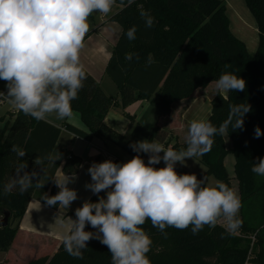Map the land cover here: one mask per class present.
<instances>
[{"label":"trees","instance_id":"trees-1","mask_svg":"<svg viewBox=\"0 0 264 264\" xmlns=\"http://www.w3.org/2000/svg\"><path fill=\"white\" fill-rule=\"evenodd\" d=\"M116 1L123 7L110 20L117 22L123 31L107 74L119 89L123 107L147 100L159 115H169L174 103L190 98L198 89H207L225 71L243 78L245 89L227 92L225 97L212 87L208 91L212 109L207 120L218 127L229 119L230 106H251L241 129L233 131L229 124L231 148L226 147L224 137L217 135L211 150L200 156L207 169V179L212 176L233 190V179L238 182L242 226L233 235H229L220 223L214 228L205 225L196 235L192 234L191 225L184 230L166 227L165 236L146 220L141 227L152 241L146 254L151 264H245L250 251L254 264H264V176L251 171L253 162L258 163V158H264V0H245L259 34L255 54H251L244 42L232 33L225 0H133L131 4L128 0ZM141 9L154 18L151 28L145 27ZM134 25L137 27L136 38L129 41L126 32ZM150 54L151 64L148 63ZM126 55H131L132 59H126ZM86 77L78 98L71 101V105L72 110L81 115L90 134L68 127L70 131L88 141L97 136L141 158L144 153L133 151L131 144L165 139L167 132L157 125L150 130L137 124L129 139L109 128L104 120L115 102L92 77ZM7 92L8 89L4 99ZM257 126L262 134L254 138ZM59 134L60 130L25 115L21 110L0 134V215L9 211L11 220L18 223L15 227L13 222L7 227L0 225V253L21 255L18 264H111V253L97 239L88 241L83 258L76 259L65 251L63 241L30 236L20 230V223L34 197L53 210L59 208V204L49 206L43 195L54 196L59 192L54 177L61 163L66 161L63 172L68 175L76 174L81 166V159L68 150H56ZM50 136L53 138L48 141V147L37 150L36 144ZM13 145L26 154L19 157L11 151ZM186 147V142L182 145L176 142L171 148L179 151ZM58 153L59 159L49 161V154L56 157ZM229 154L235 158L233 179L225 166ZM37 156L42 158L41 165L35 164ZM114 163L123 164L120 160ZM22 164H27L23 171L36 173L32 177L33 187L23 195L18 188L10 195H4V185L16 175L17 167ZM177 173L189 174L184 170ZM37 182L43 186L37 187ZM109 190L93 194L89 201L106 198ZM85 231L97 230L86 224ZM254 235L252 245L250 237Z\"/></svg>","mask_w":264,"mask_h":264},{"label":"clouds","instance_id":"clouds-1","mask_svg":"<svg viewBox=\"0 0 264 264\" xmlns=\"http://www.w3.org/2000/svg\"><path fill=\"white\" fill-rule=\"evenodd\" d=\"M114 3L115 0H0V80L7 82L9 102L38 121L50 113L60 119L71 118V101L78 98L87 78L80 53L89 32L88 18L94 12L107 15ZM140 16L146 28L154 25L155 20L147 11L141 9ZM136 31L134 25L126 32L129 41L136 38ZM126 59L131 60L132 56L126 55ZM152 62L150 54L148 63ZM245 86L246 81L233 72H222L215 81L217 93L243 91ZM249 111L248 104L230 106L229 119L218 127L206 119L191 121L187 147L179 151L165 149L154 139L131 144L133 151L149 154L147 164L139 155L123 164L111 160L93 163L88 169L91 183L85 185L86 189L97 195L111 190L106 198L85 201L76 208V219H70L71 229L63 236L65 251L82 259L87 242L97 239L111 253V264H151L146 254L152 241L141 227L146 220L165 236L166 227L184 230L191 225V232L196 235L205 225L216 227L220 220L229 235L235 234L242 226L237 218L241 208L239 195L222 181L210 186L207 177L198 180L194 174L180 175L175 164L208 153L214 137H227L229 124L233 131L241 129ZM261 134L257 126L254 138ZM11 151L19 157L26 154L16 145ZM59 158V153L48 156L49 161ZM161 160L165 166L155 168ZM35 164L41 165L42 158L37 156ZM26 167L27 164L17 167L16 175L3 187L4 195L16 188L23 195L33 187L36 173L23 171ZM251 171L264 176V158L253 162ZM71 179H56L59 192L43 195L49 206L59 204L68 209L77 199V192L67 187ZM36 186L43 185L37 182ZM86 224L97 231H85Z\"/></svg>","mask_w":264,"mask_h":264},{"label":"crops","instance_id":"crops-1","mask_svg":"<svg viewBox=\"0 0 264 264\" xmlns=\"http://www.w3.org/2000/svg\"><path fill=\"white\" fill-rule=\"evenodd\" d=\"M225 2L232 33L244 42L251 54H255L259 46V34L256 20L247 8L245 0H225ZM122 7L115 0L111 11L107 15L99 12H94L91 15V18L88 19L89 32L86 34L84 47L80 53V60L84 65L86 75L92 77L100 85L102 91L108 97L113 98L115 102V106L107 113L104 123L127 139L131 137L132 131L137 124H141L150 130L157 125L162 131L167 132L165 139L162 142L158 141L164 145L165 149L172 147L176 142L184 144L188 126L194 120L190 119L192 111L195 110L196 115L200 114L201 117V109L204 103L200 105L199 102H206L205 104H208L209 112L211 113L212 105H210L211 101L207 94L212 87H215V83L205 90H196L190 98L174 103L169 115H159L156 109L151 106L150 101L147 100H138L127 107H123L119 89L107 74V67L123 31L122 27L117 22L111 21L110 18L118 13ZM6 84V81L0 80V93L6 94ZM226 95L224 96L226 97ZM7 103L11 104L8 98L3 101L0 100V105ZM11 106L13 107L10 114L15 118L19 109L12 104ZM210 113L205 117L206 120ZM41 121L60 130L56 141V150H68L82 161L78 172L74 175H68L63 172L66 164V161H63L54 177L55 183L56 179L62 181L66 177L72 178L67 187L77 192V199L70 204L68 209L59 207L57 210H53L34 197L30 201L26 215L20 223V230L30 234V236L51 237L61 242L64 234L71 229V220H75L76 208L81 207L85 201H89L93 195L92 191L85 187L86 184L91 183V176L88 172L89 167L93 163H101L105 160H111L112 162L120 160L125 163L134 156L110 141L97 136L88 141L70 131L68 127L90 134L89 128L76 111H73L71 118L60 119L56 113H50ZM122 130H124L123 133L121 132ZM3 132L1 131L0 134ZM175 132L179 134V137L176 135L172 136ZM181 133H186L183 139L181 138ZM52 138L50 136V138L38 142L36 144L38 146L37 150L41 151L40 148H47L49 145L48 141ZM159 155L162 157L164 153L161 152ZM142 159L147 164L149 154L144 153ZM228 162L234 168L235 160H228ZM164 166L165 162L163 160L159 164L154 165L155 168ZM177 170L175 169V171ZM29 214L32 215L33 222L37 219L39 225L30 227V225L25 224Z\"/></svg>","mask_w":264,"mask_h":264},{"label":"rangeland","instance_id":"rangeland-1","mask_svg":"<svg viewBox=\"0 0 264 264\" xmlns=\"http://www.w3.org/2000/svg\"><path fill=\"white\" fill-rule=\"evenodd\" d=\"M243 6H244V4H243ZM222 94L223 95H226L227 92L226 93H222ZM207 97H208V94H207ZM201 102H199L200 105L204 103V105L202 106V109H201V117H200V114L197 116L195 110H193L192 113H191V118L190 119H194V120L205 119V117H207L208 113H210L209 112V106H208V104H205L206 102H204V101H201ZM12 107L13 106H11V104H9V103H7L5 105H0V132L1 131H4V129L6 128V124L8 122L10 124L13 122V119L14 118L10 114V112L12 111L11 110ZM210 115H211V113H210ZM185 134L186 133H181V138L182 139L185 137L184 136ZM174 135H176V136L179 137V134L177 132H175V133L172 134V136H174ZM224 139H225L226 147L227 148H231L232 142L229 139V137L228 136L227 137H224ZM228 160H235L234 159V156L232 154H229L228 157L226 158V168H227V171L229 173V176L230 177L232 176V178H233V176L235 175L234 174V168L230 166V163L228 162ZM175 169L176 170L177 169H179V170H183L184 169L189 174H194L197 178L205 177L206 170H207L206 167L201 163L200 156L195 157L194 159L193 158H185V162L183 164L177 162L175 164ZM216 181H218V180L215 179L212 176H210L208 178V183H209L210 186L211 185H214ZM232 183H233L234 191L238 194V182L235 179H233ZM239 217L240 216H239V213H238V217L237 218L239 219ZM3 219H4V214L3 215H0V225H2V220ZM11 219L12 218L10 216L8 224L13 222L12 223V226L15 227L18 223H17V221H13ZM218 223L224 225L223 220H220ZM25 224L26 225H30V227H35L36 225H39L37 219H36L35 222H33L32 215L31 214H29V216L25 220ZM7 254L0 253V261L2 262V264H18L21 261L20 260L22 258L21 255H19V254L7 255Z\"/></svg>","mask_w":264,"mask_h":264},{"label":"built area","instance_id":"built-area-1","mask_svg":"<svg viewBox=\"0 0 264 264\" xmlns=\"http://www.w3.org/2000/svg\"><path fill=\"white\" fill-rule=\"evenodd\" d=\"M4 96H5V94L0 96V100H1V101L4 100ZM250 238L252 239V245H253V243L255 242V235H254V236H251ZM252 257H253V256H252V252L250 251L249 254H248V257H247V259H246L245 264H254V263L251 261V260H252Z\"/></svg>","mask_w":264,"mask_h":264},{"label":"water","instance_id":"water-1","mask_svg":"<svg viewBox=\"0 0 264 264\" xmlns=\"http://www.w3.org/2000/svg\"><path fill=\"white\" fill-rule=\"evenodd\" d=\"M11 213L9 211L4 212V219L2 220V226L7 227Z\"/></svg>","mask_w":264,"mask_h":264}]
</instances>
